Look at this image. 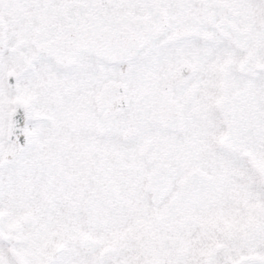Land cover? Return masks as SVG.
Returning a JSON list of instances; mask_svg holds the SVG:
<instances>
[{
  "label": "snow or ice",
  "instance_id": "obj_1",
  "mask_svg": "<svg viewBox=\"0 0 264 264\" xmlns=\"http://www.w3.org/2000/svg\"><path fill=\"white\" fill-rule=\"evenodd\" d=\"M0 264H264V0H0Z\"/></svg>",
  "mask_w": 264,
  "mask_h": 264
}]
</instances>
